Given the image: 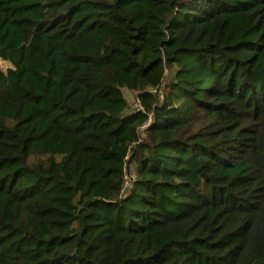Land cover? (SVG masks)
<instances>
[{"label":"trees","instance_id":"obj_1","mask_svg":"<svg viewBox=\"0 0 264 264\" xmlns=\"http://www.w3.org/2000/svg\"><path fill=\"white\" fill-rule=\"evenodd\" d=\"M0 60V264H264V0H0Z\"/></svg>","mask_w":264,"mask_h":264},{"label":"rangeland","instance_id":"obj_2","mask_svg":"<svg viewBox=\"0 0 264 264\" xmlns=\"http://www.w3.org/2000/svg\"><path fill=\"white\" fill-rule=\"evenodd\" d=\"M10 67V64L7 63L6 61H3V60H0V70L6 72L7 69ZM175 68H172V69H167L166 70V77H165V80L162 84V86L159 88V89H154V90H151L150 92H152L153 95H156V97L159 98L160 102L163 103L165 101V97L167 95V92H168V85L169 83H171L172 81H174V73H175ZM123 93V96L124 98L126 99L127 103H128V111L132 110L133 109V105L137 102L138 100V96L136 93L134 92H129L127 90H123L122 91ZM144 132L143 130H141V138H144ZM134 171H135V168L133 165H131L127 171V180L131 179L134 177Z\"/></svg>","mask_w":264,"mask_h":264},{"label":"built area","instance_id":"obj_3","mask_svg":"<svg viewBox=\"0 0 264 264\" xmlns=\"http://www.w3.org/2000/svg\"><path fill=\"white\" fill-rule=\"evenodd\" d=\"M133 111L135 112H138V111H142V112H145L142 105H141V102L139 100H137V102L133 105ZM152 120V114L149 115V123L151 122ZM130 183V180L128 179L127 180V177H126V186H128Z\"/></svg>","mask_w":264,"mask_h":264}]
</instances>
